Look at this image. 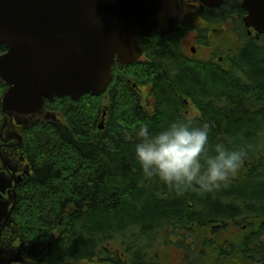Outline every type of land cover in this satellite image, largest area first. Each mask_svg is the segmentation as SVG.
Segmentation results:
<instances>
[{"label":"trees","instance_id":"trees-1","mask_svg":"<svg viewBox=\"0 0 264 264\" xmlns=\"http://www.w3.org/2000/svg\"><path fill=\"white\" fill-rule=\"evenodd\" d=\"M183 1L171 36L138 38L145 62L115 64L102 96L47 100L44 110L57 120L38 119L23 131L18 154L29 174L13 219L31 264H162L170 247L184 252L183 264H264V35L249 37L242 0L214 10ZM186 6L210 34L231 26L237 39L225 62L186 54L183 39L194 25ZM6 51L0 46V56ZM7 90L0 80V122ZM188 101L199 118L187 116ZM179 118L209 125L212 153L221 143L246 149L219 188L178 193L143 174L138 128L147 123L155 133ZM233 229L241 232L223 237Z\"/></svg>","mask_w":264,"mask_h":264},{"label":"water","instance_id":"water-1","mask_svg":"<svg viewBox=\"0 0 264 264\" xmlns=\"http://www.w3.org/2000/svg\"><path fill=\"white\" fill-rule=\"evenodd\" d=\"M198 1L208 10L225 2ZM181 7V0H0V46L7 49L0 56V76L8 85L4 114L11 121L29 117L26 124L37 116L56 120L44 114L46 100L103 95L114 64L146 61L138 38L171 36ZM242 8L245 26L264 35V0H243ZM12 181L16 189L23 176ZM15 204L16 198L7 213L0 205V226L14 222ZM0 264L23 263L0 248Z\"/></svg>","mask_w":264,"mask_h":264},{"label":"clouds","instance_id":"clouds-1","mask_svg":"<svg viewBox=\"0 0 264 264\" xmlns=\"http://www.w3.org/2000/svg\"><path fill=\"white\" fill-rule=\"evenodd\" d=\"M192 5L196 6L195 0ZM209 135L208 124L195 126L186 118L173 120L155 133L144 123L136 132L135 157L146 177H158L178 193L211 192L239 170L247 151L221 143L212 153Z\"/></svg>","mask_w":264,"mask_h":264},{"label":"rangeland","instance_id":"rangeland-1","mask_svg":"<svg viewBox=\"0 0 264 264\" xmlns=\"http://www.w3.org/2000/svg\"><path fill=\"white\" fill-rule=\"evenodd\" d=\"M195 2H198V0H195ZM185 10H186V16H187V14L190 12L191 9H189L186 6ZM190 13L188 14L189 17L187 18L189 21H191V24H194V25H192L193 26L192 30L188 32L183 39V47L186 51V54L188 56H191L199 60H207V59L213 58L215 62L217 60L220 62H225V59H227V57H229L233 53V50L235 49V43H236L235 40L237 39V36L234 34L231 26L226 27L227 29L226 28L212 29L211 34H210V32L206 31V29L204 30L202 24L198 23L199 25H197L195 23L197 21L190 15ZM200 32H202V35H205L204 39L199 38ZM208 35L209 37H207ZM209 61H213V60H209ZM0 80L2 81L1 76H0ZM139 88L141 89V93L143 97L146 98L148 95V89L144 87L143 85H140ZM2 113H3V116L0 122V131L2 130V127L4 126V124L7 123V121L11 123L8 124L9 126L6 128L3 134L4 139H0V152L2 151L1 153H3V150L4 152H7L5 151V147H9V146H7L6 144L8 143L12 144L16 142L17 146L19 144V146L17 147L18 148L17 153H18L19 149L22 148V144H23L22 135H23L24 129H26V126H29L34 121H37L38 119H42V116H37L29 124H26V122L29 121V117H19L11 121L10 116L4 114L3 110H2ZM186 113L190 119H195V118L200 117L199 110L197 109L195 105H193L191 101H188V111ZM105 116L106 114H104L103 117ZM1 153H0V158H2ZM20 165L23 168L27 166L24 161ZM0 174H1L0 175V198H2L1 197L2 195L6 194L7 192L10 193L12 189H14L15 184L13 183L12 178L8 176L6 172L4 173L2 171V168H0ZM0 205L2 206V208L5 207V211L7 213L11 210L13 206V202L10 199H5V202H0ZM11 216L13 218V215ZM9 224L15 226L14 222L9 223ZM239 232L233 229L231 232L225 231V233H223L222 235L223 237H226L225 235H228L232 239H234V236L237 235ZM13 235L14 236H13L12 245H9V246L5 245V249L2 247L0 248L5 250V256H11L16 260L21 259V262L23 264H31L29 261H27L25 257L29 247L25 243L22 242L20 236L18 235L16 226L13 227ZM223 237L221 235L219 236L220 239L224 240ZM197 240H198L199 250L202 251V248L205 247V245L202 243L203 236H200ZM212 251H210V253ZM183 257H184V252L181 249L170 247L163 251L162 264H183ZM235 262H237V264H249L246 261L242 262L240 260L235 261Z\"/></svg>","mask_w":264,"mask_h":264},{"label":"flooded vegetation","instance_id":"flooded-vegetation-1","mask_svg":"<svg viewBox=\"0 0 264 264\" xmlns=\"http://www.w3.org/2000/svg\"><path fill=\"white\" fill-rule=\"evenodd\" d=\"M248 35H249V37H258L256 35V32L252 29H248ZM189 57L193 60L195 59L191 56H189ZM195 60H199V59H195ZM209 60L214 61L213 58L207 59V60H199V61H209ZM8 124H10V123H7V125L4 124V126L2 127V130L0 131V139H4L3 134L6 130V128L9 126ZM26 129H24V130H26ZM6 145L9 146V147H5V151H7V152H4V150H3V153H1L2 151L0 152L2 160H3V165L0 168H2V171L4 173L6 172L7 175L10 176L12 179L13 178L18 179L19 176H23V179L26 178L28 176L27 172L29 171V169H28V166L23 168L20 165V164H22L23 161H22V158L20 157V155H18V153H17V149H18L17 147L19 146V144L17 146L16 142H14L12 144L8 143ZM18 188H19V186L16 189L15 188L12 189V191L10 193L7 192L6 194L2 195L1 196L2 198H0V202H5V199H10L13 202V200H15V198H17ZM13 227H15V226L10 225L9 223H7V224L2 223V225H1V228H0V246L4 249H5V245H8V246L12 245L13 236H14L13 235ZM7 235H9V239L11 240L10 243H7L6 241L3 240V238L6 237Z\"/></svg>","mask_w":264,"mask_h":264}]
</instances>
